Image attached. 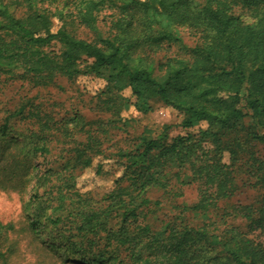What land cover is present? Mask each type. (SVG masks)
<instances>
[{
    "label": "trees",
    "instance_id": "1",
    "mask_svg": "<svg viewBox=\"0 0 264 264\" xmlns=\"http://www.w3.org/2000/svg\"><path fill=\"white\" fill-rule=\"evenodd\" d=\"M104 10L107 32L98 25ZM180 28L197 35L193 58L156 65L152 54L181 41ZM82 74L106 77L108 111L129 85L138 110L151 111L158 98L182 114L184 128H201L144 132L110 151L104 128L83 127L78 140L80 120L58 127L39 105L28 111L34 128L13 134L0 124V190L20 195L23 228L37 245L63 264H264L255 236L264 234V0H0V83ZM55 149L63 162L43 166ZM99 156L123 170L95 199L79 190L75 171ZM193 184L197 200L180 201ZM245 186L256 189L254 201L223 206ZM153 188L177 199L158 227L149 221ZM229 216H242L247 230ZM110 217L119 218L116 231ZM16 225L0 218V264H18ZM51 225L60 246L43 237Z\"/></svg>",
    "mask_w": 264,
    "mask_h": 264
},
{
    "label": "rangeland",
    "instance_id": "2",
    "mask_svg": "<svg viewBox=\"0 0 264 264\" xmlns=\"http://www.w3.org/2000/svg\"><path fill=\"white\" fill-rule=\"evenodd\" d=\"M110 13V10H104L98 18V25L102 32L108 31L109 23L106 18ZM76 31L81 36L94 37L93 31L88 28L79 27ZM179 34L181 41L166 44L163 49L152 54V60L156 65L169 58H193L192 48L196 44L197 35L188 28H180ZM53 47H58V45ZM107 84L106 77L95 74H82L76 79H69L67 76L61 75L56 77L54 82L45 85H36L30 80L22 78L2 82L0 83V124H6L13 134L34 128L37 126V121L35 118L27 117L28 111L39 105L43 111L51 112L58 127L72 126L76 120H80L81 124L76 127L78 140L83 139L81 134L83 127L85 129L89 127L104 128L107 137L104 146H110V151H114L116 147L133 145L144 132L159 134L165 128H169L170 137H174L187 132L197 133L201 128L199 123H195L190 128H184L180 124L182 114L158 98L151 100L153 106L151 111L138 110L134 104L136 96L129 85H125L121 90L113 93L117 98V104L115 111H108L104 105H101L100 100V95L106 89ZM103 97H108V94ZM55 146L59 147L63 144L59 143ZM57 156L58 153L55 149L54 154L48 156V160L43 161L41 158L42 165L58 166L63 162V159ZM228 157L227 154L226 159ZM98 163L103 164L101 171L98 170ZM122 170L123 165L117 158L99 156L95 159L94 165L84 169L78 168L75 171L77 187L81 192L99 199L116 186V179L122 175ZM185 192L180 201L192 203L197 200L198 192L195 184L186 186ZM256 194L255 188L242 187L229 202H224L223 206L250 203L255 200ZM148 196L152 200L149 207L151 209L149 221L154 227H158L165 218L175 212L177 199L160 188L149 190ZM158 200L160 204L155 205L154 202ZM22 202L19 194L0 190V218L5 222L14 221L17 223L16 237L20 241V248L16 262L18 264H63L61 257L41 249L34 238L25 232ZM228 220L247 230L246 221L242 216H229ZM118 222V217L105 219L107 228L114 231L118 229ZM55 231L54 225H51L49 230L44 231L43 237L48 242H54L55 245L60 246L58 239H53ZM255 236L264 242V234L257 232Z\"/></svg>",
    "mask_w": 264,
    "mask_h": 264
}]
</instances>
